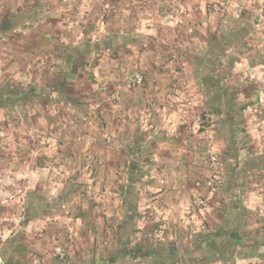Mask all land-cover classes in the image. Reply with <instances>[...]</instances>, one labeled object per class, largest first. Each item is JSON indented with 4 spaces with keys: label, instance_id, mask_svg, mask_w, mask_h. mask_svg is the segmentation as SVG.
Returning a JSON list of instances; mask_svg holds the SVG:
<instances>
[{
    "label": "rangeland",
    "instance_id": "374dc122",
    "mask_svg": "<svg viewBox=\"0 0 264 264\" xmlns=\"http://www.w3.org/2000/svg\"><path fill=\"white\" fill-rule=\"evenodd\" d=\"M64 2L66 5L63 9H60V5L56 7L53 2L40 3L42 9L38 7L39 11L47 10V14L31 13L34 8L30 5L23 9L14 5L13 10L9 6L7 10L0 11V92L8 90L18 94L14 104L18 108L19 105H24L23 107L27 105L25 109L28 114L24 120L29 123L27 129L10 130L9 128L8 134L1 124L0 141L8 149L7 151H10V143L14 139L11 133L18 134V138H25L23 142L27 145L26 152L29 154L27 159L32 160L30 165L33 171L41 172L44 168L47 175L54 174V181L44 190L31 189L27 194L23 186L0 179L1 204L23 201V208L19 209V212L0 213V240L4 237L3 232L6 227L18 231L22 221H26L28 226L23 233L18 232L15 235L17 243L14 245L16 246L14 254L23 257V263H19L48 264L55 260L59 264H86L81 253L83 247L78 244L79 248H76L74 245L79 222L75 217L76 211H72L65 203L70 201L69 192L57 195L55 191L58 177L70 178L74 177L75 173H80L81 175L77 176L85 180L82 182V188L76 193L75 204L83 199L81 203L92 206L95 211L102 207L109 211L104 214L105 218L117 217L112 214V208L115 211L120 207L119 193L128 192L129 189L131 195L137 197L134 193L136 187L139 194V210L145 211V214L148 210L153 212L149 224L161 241L167 237V223L173 212L175 213L173 217L178 216L181 223L188 225L189 235L193 237H198L201 233L212 236L217 233L218 227L221 230L217 235L221 234L222 231L231 229V223L238 222L239 225L247 226L248 217L255 223H264V185L260 183L261 175H254L261 170L260 165L263 161L258 160L256 163L249 160L248 149L239 146L241 141L248 142V126L252 130L264 126V118L260 117L264 116V103H259L258 99L254 102L253 98L248 100V93L250 96L255 93L258 97V93L264 90V66H250L248 63V35L244 37L242 43L227 51H218L208 56L205 54L199 64L200 83L196 88L198 92L191 90L194 92L192 94L188 86L180 85L169 87L164 92L162 89L165 87L147 93L146 60L151 62L156 70L164 69L161 74L174 76V72L178 71L181 55L166 50L152 52L150 48L155 45L153 42L155 37L151 40L149 36L129 34L124 36L123 40L125 44H135L134 53L131 46L128 48L129 55L124 52L125 56L122 55L124 59L117 62L114 59L117 58L118 53L113 51L109 54L114 58L111 62L112 66L109 64L107 67L108 63L99 60L102 53L100 39L103 38L101 35L106 27L104 18L110 17L111 13L114 16L118 12L113 2L106 0L100 5L94 0H63ZM248 2L255 12L250 14L256 21L264 23V0H205L203 7L205 11L225 8L229 15L242 22L239 24L240 27L248 29V25L241 26L248 23V13H246ZM154 4H156L155 0H143L141 9L147 11L150 7L157 9L164 6L163 2L162 4L157 2L156 6ZM134 5L128 4L127 9L118 12L125 13L121 24L124 27H128L130 19L136 15L133 10ZM170 9L163 10L165 14L162 17V26L169 27L176 21V15L173 14L176 11ZM55 28L62 29L68 36H56L53 34ZM81 31L83 32L80 33ZM84 31H96L97 36L93 39L85 37L81 35ZM191 32L190 29L189 33ZM40 35L43 36L42 45L38 44ZM213 36L210 35V40ZM112 40L117 39L112 38ZM159 42L163 43L160 40ZM88 43L90 54L83 59H76L73 64L75 66L71 64L65 66L63 62L60 63L61 53L59 54L52 46L53 44L60 46L61 49L64 48L63 51H67L69 46H77L80 51V47L87 46ZM205 61L207 63H204ZM58 67L61 71L67 70L69 73L73 72V67H79L78 74L75 76L71 74L72 77L68 78L65 86L66 90L63 89V93L67 94L68 98L74 94L78 99L81 92L90 99L97 95L100 97L109 95L108 102L105 101L96 107L98 111L107 108L110 109L108 113L113 114L124 109L129 119L128 127L134 124L143 132V139L147 137L149 141H158L160 146L157 147L158 149L148 144L137 149L142 152L141 157H144L143 172L145 173L140 172L142 176L134 179V182L130 183L129 178L127 180L129 164L121 163L116 156L120 157L121 149L118 135L106 130L103 113L78 111L74 114L75 112L63 107L59 110L60 114L71 112L78 115L76 124L68 128L64 125L67 121L65 122L64 118L59 120L52 111L56 110L58 105L59 91L54 88V72ZM44 73L47 78L43 76ZM137 76L141 79L139 83L136 81ZM237 93L241 94L234 96ZM136 95L139 96V101ZM220 98L221 105L215 106L214 99ZM235 102L241 108L231 110L229 104ZM197 103V110H191L190 107H195ZM182 108L188 111L183 112ZM3 113L1 119L6 116ZM6 113L12 115L7 111ZM115 124L116 121L111 127ZM62 140L69 142H65L67 145L63 146L64 149L60 152L59 144L61 145ZM165 143L170 145L168 153L164 152ZM69 144H76L80 148L83 154L81 159L77 158L76 161L73 156L70 158L65 153ZM132 149H128L129 155L134 154L135 151L132 152ZM112 154L115 156L112 157ZM41 159L44 162H40ZM137 174L135 171L134 175ZM96 175H110L109 178L107 177V185H109L107 191L104 192V187L100 189L99 184L97 188L98 180L94 178ZM189 176L192 180L187 179ZM186 179L190 181V187L187 189L188 194L184 195ZM128 183L131 188L125 187ZM165 189L175 191V199L178 197L177 202H170L169 211L162 210L163 206H166L165 198L162 197ZM213 201L216 208L224 205L227 209L219 217L221 222L217 219L213 225H208L212 213L209 208L213 205ZM38 208L41 211L38 212ZM47 208L48 214H45L44 219L32 222L29 226L28 223L33 217L43 216L42 209L47 210ZM244 230L248 232V228L243 227L241 231ZM229 240L224 241L222 238L219 244L215 245L208 242L206 246L205 243L199 244L191 247L190 251L197 254L209 252L210 258L208 256L199 258V260L205 259L202 261L203 264H212L211 257L218 254L228 257L226 264H258L257 260L248 259L250 253L246 252L248 247L245 249L243 246L232 244L227 251L226 245L232 242V239ZM209 243H213L212 240ZM214 248H217V252L212 250ZM207 257L209 259H206ZM243 257L247 258L242 259ZM137 261L141 264L150 263L144 258ZM219 264L224 263L219 262Z\"/></svg>",
    "mask_w": 264,
    "mask_h": 264
},
{
    "label": "crops",
    "instance_id": "0c3cea01",
    "mask_svg": "<svg viewBox=\"0 0 264 264\" xmlns=\"http://www.w3.org/2000/svg\"><path fill=\"white\" fill-rule=\"evenodd\" d=\"M94 1L96 4L100 5L106 0ZM110 1L113 2L118 12H120V10H125L126 5L128 4H135L136 6L134 5L133 10L136 15H133V18L130 19V22L128 23L130 25L128 27H124L123 25H121L123 24V16H125V13L117 12V14H114V16H112L111 13L109 14L110 17L104 18L106 27L104 33L101 35L103 38L100 39V49L102 53L99 60L108 63L107 67H109V64L112 66L111 62H113L114 58H111L109 54L113 51H116L118 53L117 58L114 59L117 62L124 59L122 55L125 56V53L129 55L128 48H130L131 46L132 52L134 53L135 44H125L123 40L124 36L129 34H132L133 36H149L151 40H153V38L155 37L156 39L153 40V42L155 43L154 46L156 48H153L154 46H151L150 49H152V52L166 50L176 52L179 56L181 55L180 60L178 61L180 65L177 69L178 71L174 72V76H169L167 75V73L161 74L165 71L164 69L162 71H160L159 68L156 70V68L153 67L152 63L146 60L147 64L145 66V86L147 87V93L150 91H152V93L155 92L156 88L161 90L165 87L164 89H162V92H164L169 87L183 85L188 86L189 91L194 94V92L191 90H196V88L198 87V83H200L198 78V71L201 66H199V64L202 62L205 54H207L208 56L209 54H215L218 51H227V49L242 43L244 37H246L247 35L249 65L264 66V23H261L258 20L256 21V19H254V16L250 14L255 12L251 8V4L249 2L248 12H246L248 13V23H246V25H241H248V29H246L245 27H240L239 24H241L242 22L237 20L236 17H232L231 15H229V13L224 10L225 8H217L215 10L205 11L203 7L205 0H155L156 4H154V6L157 5V2L158 4H162L163 2V8L161 7L156 9L154 7H150V9H147V11L141 9L143 0ZM43 2H53L57 5L56 7L60 5V9H63V7H65L66 5L65 2L63 3V0H0V11L7 10V7L9 6L10 9L13 10L14 5H16L17 7L19 6L21 9H23V7L27 5H30L31 8H34L33 10H31V13L34 12L47 14V10L45 12L39 11V9H42L40 3L42 4ZM165 9L176 11V13H173L174 15H176V21L171 23L169 27L162 26V17L163 14H165L163 13V10ZM48 14L50 15V13ZM44 16L42 15L43 18ZM55 16L58 15L55 14ZM241 19L242 17L240 18V20ZM190 29L192 30L191 33H189ZM82 32L83 31H81L80 33ZM209 33H211V36H213L214 34L212 40H210ZM53 34H55L56 36H68L67 33L63 32L62 29L54 30ZM81 35H84L85 37L88 36L89 38L92 37L93 39L95 36H97V33L96 31H84V33ZM111 37L117 40L114 41ZM39 38L40 43L38 42V44L42 45L43 36L40 35ZM110 38L113 43L111 42ZM159 40L163 43H160ZM89 41L90 40H88V42ZM74 43L75 42H72V44ZM91 44H93V42ZM52 46H54L55 49L58 50L59 54L61 53L60 58L62 60L60 61V63L63 62L65 66H68L70 64L71 66H75L73 64L76 59H83L81 51L74 52L75 49H72V47L74 46H69L67 51H63L64 48L61 49L60 46H56L55 44H53ZM194 59L196 61H194ZM204 63H207V61H205ZM59 67L54 72V88L59 91V93L57 94L58 105H56V110H52L54 114H56V117L59 120H62L64 118L65 122L67 121L64 125L65 127L69 128L70 126H74L78 121V115H74L78 111H83L85 113H103V118L106 123V130L110 133L118 135L117 139L118 143L120 144L119 146L121 147L120 157L116 155L118 160L121 161V163L129 164V166L127 167V171L131 170L133 173H135L136 171V173H138L137 175L130 176H132V179H138L140 176H142L141 174L145 172H143L144 157H141L142 152H139V150L137 149H141L145 144H148L152 147L154 146L156 148L160 147L158 145V141H149L147 137L143 139V132L134 124H131L128 127L129 119L127 117V113L124 112V109H122V112L113 114L108 113L110 109L107 110V108H101V110L99 109L100 111H98L96 107L99 104L105 103V101L108 102L109 95L104 97H100L99 95H97L90 99L87 97V95H85V93L82 94L81 92L78 95V99H76L74 94L71 95L72 97L68 98V95L63 93V89L66 90L65 86L68 78L70 79L72 75L75 76V74H78L77 72L79 71V67H73V72L70 73L67 70H65L66 72L61 71ZM45 74L46 73H44L43 76L47 78ZM165 75L167 76L165 77ZM164 77L165 83L163 84L162 81ZM47 81H50V79H47ZM126 91L127 90H125V92ZM196 92H198V89L196 90ZM240 94L241 93H237L234 96ZM197 95H199V93H197ZM16 98H18V94L13 93L12 91L7 90L0 92V116L2 115V112H4L3 115H6L4 119L0 118V125L3 124L7 134L9 132V128H11L10 130H16L17 128L23 130V128L27 129V125H29L28 121L24 120V118H26V115L28 114V111H26L25 109L27 105L25 104V107H23L24 105H19L18 108V106L14 104ZM142 98H144V96ZM250 98H253L254 102L257 99L255 93L251 96L248 93V100H250ZM136 99L137 101H139V96L137 97L136 95ZM133 100L134 96L132 98V101ZM219 100H221V98L217 100L214 99L213 104L215 106H218L220 104ZM232 101L233 100H231V102ZM236 104L237 102L230 103L229 108L231 110L235 108L240 109L241 106ZM63 107L75 113L73 114L71 112H65L63 114H60L59 110ZM197 107L198 103L195 107L191 106L190 108L191 110H197ZM184 110L188 111V109H181V111L185 112ZM6 111L8 113H11L12 115H7ZM15 113L16 115H14ZM8 117H11V119H8ZM260 117L264 118L263 115ZM45 120H49V118H45ZM114 121H116V124L111 127ZM18 122L21 124L19 125ZM256 128L252 130V128L248 126V142L243 143V141H241V144H239V146L246 147L248 149L249 160H253L256 163L258 160L263 161V163L260 165L261 170L257 171V173L254 175H261L262 179L260 183L264 185V171H262L264 169V126H261L259 128L260 130ZM11 134L14 136V139L10 143V151H7L8 149H6L5 145L3 146L2 141H0V179L10 184L16 183L20 186H23L26 189V194L28 190L31 189H34L36 191H39V189L44 190V188H46V186L50 182L54 181V174L49 173L47 175V173L44 172V168L41 172H34L32 166L30 165L32 160L29 159L30 161H28L27 159L29 154L26 152L27 145L23 142L25 138H18V134L16 133ZM238 135L239 134L237 133V136ZM65 142L68 143L69 141L62 140L60 142V152L64 149L63 146L67 145V143ZM169 146V144L165 143V153H168L167 150H169ZM129 148H133L132 152L135 151L134 154H128ZM3 149L5 151H2ZM65 153L69 155L70 158L73 156L75 160L77 158L81 159L83 157L80 148L76 146V144H71L68 147V150L65 151ZM114 156L115 155L112 154V157ZM140 159H142V161ZM39 161L44 162L43 159ZM134 163L136 164L134 165ZM129 173L130 171L127 172V174ZM77 175L81 174L75 173L74 177H70L71 179L58 177L60 180L58 179L55 191L57 195H59L60 193L64 195V193L67 194L69 192L68 198H70V201L68 200L65 203L68 207H70V209H72V211H76L77 215L75 217L79 222L77 225V235L74 237L75 244H73L76 246V248H79L77 246L78 244L83 247L81 253L83 255V258L85 259L86 264H99L101 262L103 264H141L139 263L140 261L137 260L142 258L146 259L147 262H150L148 264H168V262L165 261H167L169 255L172 254L184 258L183 261L185 262L181 264H203L202 261H204L205 259L199 260V258H204V256H208L210 255V253H192L190 251V248L203 243H205L206 246V243L209 239H212L213 243L211 244H219V240H221L222 238L224 241H230V238L232 239V242L229 243L237 244L240 247L243 246L245 249L248 247L246 250V252H250L247 256L248 259L257 260L258 264H264L263 222L255 223L248 217L247 226L242 224L239 225L238 222L231 223V229L227 230L229 232L231 231L229 238L221 237V234L217 235V233L221 230L220 227L216 229L217 233L212 236L211 234L201 233L198 234V237H193L189 235L188 225L181 223L178 219V216L173 217V214H175L173 212L171 214L172 217L168 220L167 223V237L161 241L158 238L157 233L152 230L151 224H149L151 222L150 220L152 218L153 212H150L151 210H148V213L145 214V211L141 212L139 210V194L137 193L136 187L135 189H133L134 193L138 197V200L135 196V199H133V210H131L130 208L128 209L126 204H124L122 200V195L124 193L120 192V197L118 198L120 207H118L115 211L112 208V214L114 213L117 217L105 218L104 214L106 215L109 211L104 210L102 207H99L100 205L98 206L99 209L95 211L92 206L84 205V202L81 203L82 201H84L83 199L78 203L79 205L75 204V202L77 201L76 193H78V191L82 188V182H85V180L83 181L82 178L78 177ZM109 176L110 175H96L94 178H96L95 180H98L96 182L97 188L99 184L100 189L104 187V192L105 190L107 191L109 189V185H107V177L109 178ZM127 176L128 180L130 176ZM116 177L117 176H115V178ZM187 179L192 180L191 176H189ZM189 187L190 181H187L186 187L184 188L185 190H183L184 195L188 194L187 189ZM174 193L175 191L173 190H164V192L162 193V197L165 198L166 206H163L162 210L169 211L171 207L170 202H177L178 197H176L175 199ZM213 200L215 201V198ZM214 201L213 205L209 208L211 209L212 213L210 215V222L208 225H213V222H216L217 219H219V222H221V219L219 217L221 214L225 213L227 209V207H225L224 205L216 208L217 206L214 205ZM217 202L219 201H216V203ZM21 208H23L22 200H20V203H17V201L8 204L0 203V213L2 214H13L15 212H19V209ZM37 211L39 212L41 211V209L38 208ZM42 211L44 213L43 216L39 218L38 216H32L33 220L28 223L29 226H31L30 224L32 222L35 223L44 219V216H46L45 214H48V208L47 210L42 209ZM98 211L99 213H97ZM25 227H28L26 221H22L19 226L20 229L18 231L17 229L15 231H12L13 228L8 227L5 228V231L7 232L2 230L4 231V237H1L0 240V264H20L19 262L23 263V257L20 254H14V251L16 250V246L14 245H16L17 243L15 240V235L18 232L23 233V231L26 229ZM243 227L245 229L248 228V232L245 230L241 231L243 230ZM243 234L244 236H242ZM25 240L26 239H24V241ZM70 240L73 239L70 238ZM99 241L101 243H99ZM18 253L20 252L18 251ZM77 256L78 255H76V257ZM208 257L206 259L210 258ZM235 257H237V255ZM211 258L213 259L212 264H219V262L226 264V261L228 260V257L221 254L212 256ZM246 258L243 257L242 259ZM48 264H59V262H55V260H52V262H49Z\"/></svg>",
    "mask_w": 264,
    "mask_h": 264
},
{
    "label": "trees",
    "instance_id": "16d2710c",
    "mask_svg": "<svg viewBox=\"0 0 264 264\" xmlns=\"http://www.w3.org/2000/svg\"><path fill=\"white\" fill-rule=\"evenodd\" d=\"M90 47V45H89V43H88V45L86 46V45H82L81 47H80V51L82 52V57L84 58L86 55H89L90 54V49H88ZM72 49H75L74 50V52H78L79 51V47H77V46H74V47H72ZM85 60H87V59H85ZM135 173H133L131 170H130V173L128 174V175H134ZM129 182L130 183H132V182H134V179H132V176H130L129 177ZM125 187H130V185H129V183L127 184V185H125ZM131 188V187H130ZM127 191L128 192H125L123 195H122V200H123V202H124V204H126V206L128 207V209L130 208L131 210H133V202H134V200L133 199H135L134 198V196L133 195H131V193H130V190L129 189H127ZM231 232V231H230ZM230 232L229 231H222V233H221V235L222 236H224V237H229V235H230ZM215 234V233H214ZM213 234V235H214ZM212 239H209L208 240V244H211V243H209V241H211ZM232 245V243H228L227 245H226V250L228 251L229 249H230V246ZM212 250H216V252H217V248L215 249H212ZM132 258V257H131ZM183 259L184 258H182V257H179L178 255H169V257H168V259H167V261H165V262H168V264H181V263H184L185 261H183ZM157 263V262H156Z\"/></svg>",
    "mask_w": 264,
    "mask_h": 264
},
{
    "label": "built area",
    "instance_id": "2783aa9c",
    "mask_svg": "<svg viewBox=\"0 0 264 264\" xmlns=\"http://www.w3.org/2000/svg\"><path fill=\"white\" fill-rule=\"evenodd\" d=\"M136 81H137V83H139V82L141 81V79H140L139 76L136 77ZM257 99H258V102H259V103H264V90H261V91L258 93V97H257Z\"/></svg>",
    "mask_w": 264,
    "mask_h": 264
}]
</instances>
